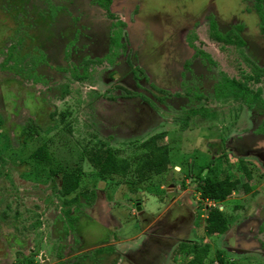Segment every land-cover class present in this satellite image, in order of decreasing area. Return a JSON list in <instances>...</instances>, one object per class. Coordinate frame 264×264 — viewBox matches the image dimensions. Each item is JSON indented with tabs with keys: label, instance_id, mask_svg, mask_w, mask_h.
<instances>
[{
	"label": "rangeland",
	"instance_id": "374dc122",
	"mask_svg": "<svg viewBox=\"0 0 264 264\" xmlns=\"http://www.w3.org/2000/svg\"><path fill=\"white\" fill-rule=\"evenodd\" d=\"M97 1L0 0V264H135L113 255L119 248L138 264H264V55L247 54L264 47V0H116L107 10ZM140 4L142 14L191 10L197 33L192 25L179 41L193 68L175 57L168 81L157 62L136 80L143 67L120 20ZM214 18L233 45L207 36ZM107 28L109 50L99 40ZM237 31L251 43L238 44ZM158 133L169 163L141 179V144ZM42 144L49 162L32 155ZM100 146L129 159L124 176L108 170L111 159L103 169L90 162L88 150ZM71 171L80 183L64 196L61 177ZM226 175L237 182L225 198L201 199L199 180ZM211 208L225 214V231L206 232Z\"/></svg>",
	"mask_w": 264,
	"mask_h": 264
},
{
	"label": "flooded vegetation",
	"instance_id": "af4514ba",
	"mask_svg": "<svg viewBox=\"0 0 264 264\" xmlns=\"http://www.w3.org/2000/svg\"><path fill=\"white\" fill-rule=\"evenodd\" d=\"M115 1L116 0H98L96 3V6L104 7L103 10H107L106 8H108L112 4L116 3ZM259 5H260V8L263 10H264V7L260 3L257 5V12H258V16L260 19L259 20V22H260L259 28H260V31H262V33L264 34V24L262 23V17L260 16ZM142 8H143V6L140 4V6L138 7L136 12H133L131 15H129L128 18H121V20H120L121 25L126 30L125 36L128 39V43L131 45V47H133V51L136 54L137 59L139 60L140 66L143 67V69L142 68H140L139 70L137 69L140 73L136 72V75H135L136 80L139 81V78L141 80V75L144 73V68H147L146 64L150 63L152 65V68L154 69L155 68V62H157L158 63L157 69L162 70V74L160 75L162 80L168 81V79L172 78L171 76L174 73V71L171 69L170 66L173 64L172 63L174 60L173 58H175V57H178V59H179L178 62H181L180 64H181L182 70L186 69L189 66H190V68H193L192 64H190V62H188V60L192 59L194 54L187 53V51L184 50L185 45H183L182 42H180L181 40L179 41L182 34H184L186 32L185 30L191 29L192 25H193V29H195V31L197 33L194 15L185 14V13H191V10H189L187 8V6L184 5L183 11H182L183 15L176 14V13L169 14V12L167 10H163V14L160 15V14H158V10H157L156 14L154 13L155 9L157 7H154V10H151L150 14L148 12L151 9V6H148L149 9L148 10L146 9V12L144 14H142L143 13ZM192 18H193V20H192ZM105 19L112 20L109 17H105ZM207 22H208V26H205L203 28H205L207 36H209L210 39H212L215 42L222 43V44H232V45L234 44V42L232 41V39L230 38L228 33L225 32L222 34V32L219 29L218 20L216 18L210 19ZM212 22H214L215 28H213ZM236 27L238 29L241 28L240 25H236ZM96 29L99 30L100 28H96ZM136 29H137V33H136ZM103 31H102V33H104ZM214 31L219 33L223 39H220V40L216 39L212 35ZM189 32H191V30ZM111 35H112L111 34V28H107L106 32L104 33V36L99 37V40L106 44L107 50H109V48H110V40H111L110 37H111ZM138 35H141V37L138 38L139 37ZM108 38H110V39H109V42L107 44ZM236 38H237L238 44H243V45L244 44L249 45L252 41V38L242 36L241 33H239V31H237V33H236ZM229 39H230V41H228ZM235 46H236V44H235ZM98 48H99V46L98 45L95 46L94 44H91V46H89V50H91V51H95ZM188 48H190V46H188ZM207 53H209V56L211 57V59H213L215 61H219L218 59H215L213 57V54L211 52L208 51ZM261 53L264 55V47L263 46H259V47L258 46H250L248 48L247 54L248 55L251 54V55L255 56V55H259ZM263 61H264V59H263ZM192 62H193V60H192ZM76 66H78V65H76ZM261 69L264 71V68H261ZM174 70H176V68H174ZM182 73H183V71L179 73V75L181 77H182ZM181 77H180V79H181ZM230 82H232V83L234 82V84L237 85L235 87L240 86V84L238 82H236L235 80H230ZM178 83L180 84V80ZM230 86H232V85H230ZM160 87H162V86H159V88H158L159 90H161V91L165 90L164 88H160ZM243 87H245V86H243ZM233 91L236 92V90L234 88H233ZM236 94L239 95L238 93H236ZM239 96H241V95H239ZM251 96L255 97L254 94H252ZM259 96H260V94H259ZM242 97H244V96H242ZM261 97H263V100H264V96H261ZM131 98H135V97H131ZM159 99H161V98H159ZM247 100H249V99L247 98ZM191 113L198 114L199 112L197 110L193 109L191 111ZM258 159H260V158H258ZM263 163H264V161H263ZM138 203H137V205H139ZM142 212H143L142 209L140 211H138L139 214H141ZM207 215H208V212H207ZM114 224H115V222H114ZM148 226H150L149 223L146 224V226H144V229ZM146 241L149 242L152 240L146 239ZM152 242H154V243L159 242L162 244L168 243V242H166V239H163L162 241L161 240L160 241L154 240ZM99 243H101V244L107 243V245H106L107 247L110 246V244H111V242H99ZM128 247L129 246L126 245L125 248H128ZM109 254L111 255V252H109ZM113 255H118L117 257H121V259L124 257V261L120 260L119 263H122V261L126 262L127 260H130L131 262L138 264L137 260L128 251L121 250L120 248L118 250L115 249V252L113 253ZM133 260H135V261H133Z\"/></svg>",
	"mask_w": 264,
	"mask_h": 264
},
{
	"label": "trees",
	"instance_id": "16d2710c",
	"mask_svg": "<svg viewBox=\"0 0 264 264\" xmlns=\"http://www.w3.org/2000/svg\"><path fill=\"white\" fill-rule=\"evenodd\" d=\"M260 8V5H259ZM261 9V8H260ZM260 11V16L262 17V23L264 24V10L261 9ZM213 28H215L214 22H212ZM216 39H223L222 36H220L219 33L216 31L213 32L212 34ZM230 41V39L228 40ZM82 74H78V76H82L86 74V68L83 69ZM232 85V88H236V84L234 82H230ZM236 93H238L241 96H244L245 99L247 100L246 95V90L245 87L243 86H238L236 89ZM164 135L161 133L154 134L150 136L147 140L142 142L141 146L146 150V154L139 158L137 164L134 167L135 172L137 175L141 178L144 179L151 175V173H161L163 172L168 163H169V149L168 145L165 143H159L158 139L162 138ZM89 151V152H88ZM88 151L89 153V160L90 162L98 169H103L105 166V160L106 159H111L108 160L110 162L109 166L107 167L108 170H110L111 173L116 174V175H122L124 176L127 173V170L130 167V161L127 158H122L118 156H112V150L108 147L102 148L97 147V148H90ZM32 155L34 158L42 161H48L50 160V154L47 150L46 144H42L38 148H36L33 152ZM246 177L250 178V172L247 169V167H244ZM53 173H56L53 171ZM237 180H230L229 175H226L222 179H216L212 176H206L204 180H199L196 184V187H198L200 190V197L201 199H223L226 197L227 194L231 192L233 187H235ZM80 183V174L75 173L73 171L71 172H64L62 177H61V182H60V189L62 195H68L74 190H76L79 186ZM245 189L248 191L250 188L245 183ZM83 196L86 197V195L83 193ZM79 203V196L76 195L70 199H66L65 202L63 203L67 208L64 210L65 214L70 215V206L73 205L74 203ZM77 220V216H69V222L70 225H74L75 221ZM206 232L208 234H213V233H221L225 231L228 228V221L225 216V214L218 208H211L208 211L207 219H206ZM202 259V256L200 257Z\"/></svg>",
	"mask_w": 264,
	"mask_h": 264
},
{
	"label": "water",
	"instance_id": "95a60500",
	"mask_svg": "<svg viewBox=\"0 0 264 264\" xmlns=\"http://www.w3.org/2000/svg\"><path fill=\"white\" fill-rule=\"evenodd\" d=\"M137 210L140 211L141 210V207L139 205H137Z\"/></svg>",
	"mask_w": 264,
	"mask_h": 264
},
{
	"label": "crops",
	"instance_id": "0c3cea01",
	"mask_svg": "<svg viewBox=\"0 0 264 264\" xmlns=\"http://www.w3.org/2000/svg\"><path fill=\"white\" fill-rule=\"evenodd\" d=\"M131 240V239H130Z\"/></svg>",
	"mask_w": 264,
	"mask_h": 264
}]
</instances>
